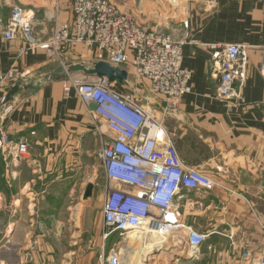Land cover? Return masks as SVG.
I'll return each instance as SVG.
<instances>
[{"label": "crops", "instance_id": "crops-1", "mask_svg": "<svg viewBox=\"0 0 264 264\" xmlns=\"http://www.w3.org/2000/svg\"><path fill=\"white\" fill-rule=\"evenodd\" d=\"M73 1L0 0V79L10 73L18 76L13 83L0 87V136L7 134L13 142L24 139L29 145L20 161H14L12 154L0 153V217H5L0 221V237L8 239L7 256H12L11 250L18 252L8 258L16 264L30 255L36 257L41 243L52 247L41 239H58L61 232L67 231H80L84 238L92 235L88 243L93 245L81 247L83 257L79 260L63 264H102L100 256L110 252L105 251L100 204L85 198L88 185L94 182L82 180L97 166L102 144L98 129L106 128V122L94 105L80 101L75 90L64 92L69 77L56 73L60 64L49 52L36 50L20 57L21 42L4 36L12 9L19 6L34 15L35 34L46 42L57 24L72 21ZM113 2L131 15L153 8L151 0ZM216 2L215 10L188 5L185 15L172 19L176 28L171 32L167 25L165 31L142 24L176 40L187 34L183 67L192 72L191 93L169 118L175 121V145L182 160L217 184L211 191L187 193L175 202L183 224L205 235L206 240L198 258L180 257L173 264H241L244 250H257L264 244L263 57L259 50H250L249 77L242 88L244 106L229 111L217 97V81L211 76V51L206 46H264V8L254 0ZM154 4L162 10L161 4ZM65 59L69 65L87 68L96 64L93 51L84 45ZM128 70L129 75L135 74L131 68ZM28 81L38 83L39 91L21 88L6 100L10 111L5 113L3 100L14 87ZM143 82L150 96L139 97L137 92L142 86L129 77L116 88L124 94L135 93L146 108L164 119L165 99L152 95L150 83L146 79ZM189 202L201 207H191ZM95 212L96 217H91ZM12 217L16 218L12 221ZM172 248L163 253H171ZM183 254L184 248L180 256ZM151 256H146L145 264H156L151 263Z\"/></svg>", "mask_w": 264, "mask_h": 264}, {"label": "built area", "instance_id": "built-area-1", "mask_svg": "<svg viewBox=\"0 0 264 264\" xmlns=\"http://www.w3.org/2000/svg\"><path fill=\"white\" fill-rule=\"evenodd\" d=\"M254 1L264 8V0ZM198 2L210 10L217 7L216 0ZM72 10V21L57 24L50 39L41 42L35 34L34 15L15 6L4 36L9 41L21 42L20 57L45 50L66 70L70 65L65 57L84 45L93 51L96 63L103 61L121 69L131 68L146 79L153 94L165 99L164 113L179 111L184 97L191 93L192 72L183 67L187 34L176 40L161 30L141 26L113 0H74ZM206 46L211 51V76L217 81V97L229 111L242 108L250 50L260 51L264 71V46ZM65 74L69 79L64 92L75 90L80 101L94 105L106 122V128L98 129L102 143L99 159L106 181L103 237L107 240L114 235L116 242L108 255L100 256L102 264H124L127 258L122 250L124 240L135 232L146 237L171 236L184 244L188 258H198L206 236L183 224V215L175 202L187 193L213 190L217 186L215 181L182 160L164 119L156 118L134 94L120 92L105 78ZM17 79L15 73H10L0 79V87ZM6 105L5 99L3 107L8 113L10 108ZM28 148L24 139L13 142L7 134L0 136V150L12 154L14 161H20ZM189 205L201 207L194 202ZM241 264H264V244L257 250H244Z\"/></svg>", "mask_w": 264, "mask_h": 264}, {"label": "rangeland", "instance_id": "rangeland-1", "mask_svg": "<svg viewBox=\"0 0 264 264\" xmlns=\"http://www.w3.org/2000/svg\"><path fill=\"white\" fill-rule=\"evenodd\" d=\"M145 1L148 2L150 0H145ZM151 1H153L152 9L147 8V11L144 13L142 12V14L135 15L132 13V15L135 16V18L138 20L139 24L141 23V25L145 24L146 26L150 28H154V29L163 28L165 31H166L165 25H167L168 27L167 31H170V32L176 28L175 23L172 22V19L175 20L185 15L186 13L185 9L188 5L190 4L202 5L200 2H198V0H151ZM155 2H158L159 4H161L162 10L157 8V6L154 4ZM129 79L137 83L138 85L142 86V87H139V92H137L139 97L150 96V94L147 92V89H148L147 84L146 83L144 84L143 82V80L145 79H143L142 77L136 74L129 75ZM150 90H151V87H150ZM133 94L135 95V93ZM152 95H154L153 92H152ZM154 96L156 97V95ZM147 109L151 111L156 118L160 117V115L157 112H153L149 108ZM164 111H163L164 122H165L164 125L166 126L167 130L174 135V139H175L176 137L175 121L169 118L173 114L164 113ZM0 153H2L1 150H0ZM96 163H97V166L93 167L92 172L91 170H89V173L86 176H84V179L82 180L85 181V178L87 181L93 180L94 187L95 188L98 187L96 191L94 189V195L90 199L93 198L94 201L100 204L98 208V214H99V217H101L103 215L102 210H103V205H104L103 190H104L106 181H105V176H104V169L101 166L100 160L97 159ZM93 170H95V173H93L94 172ZM96 174L98 175V178L96 177L97 176ZM0 181H1V177H0ZM91 217H96V212L93 213ZM15 218L16 217H12V221ZM4 219L5 217H0V221ZM41 226H44V225H41ZM60 235H61L60 238L50 239L49 241H47V239H41L52 247L48 248L46 245L41 243L39 246V249L37 250L36 257L32 258V256L30 255L27 260H24V262L19 263V264H55V263L63 264L65 261L70 262V260L75 262L79 260L81 257H83V251L81 249L82 246L93 245V243L92 244L88 243L92 240L90 239L92 235L91 236L88 235V237L84 238V233H81L80 231H78L77 234L75 233V231L73 232L67 231L64 234L63 232H61ZM1 239L2 238L0 237V264H16L14 262V259L9 260L8 258L15 256V254H17L18 252H16L15 250H11L9 253H12V256L11 255L7 256L6 255V252H7L6 243L8 239H5V240L3 239L1 240ZM103 240H104V237H103ZM179 241L180 240L174 239L173 237L170 236L168 238V244H169L168 246H173V248L170 251L171 253H163L162 251L161 253L151 254L152 255L151 263H156V264L175 263L177 261L176 255H180V252L183 250V247L180 246ZM115 242H116V236L114 235H112L109 239L104 240L105 251H107L108 249L111 250ZM53 244H56V246ZM98 244H99V240H98ZM23 251H27V250H23ZM141 253L143 252L141 251L140 253L136 254V256H132L130 261L128 260V258H125L124 264H145L147 263L145 261L147 260L146 256H144V254L142 255ZM173 253H175L176 255ZM185 256H187L186 253L181 255L180 257H185Z\"/></svg>", "mask_w": 264, "mask_h": 264}, {"label": "water", "instance_id": "water-1", "mask_svg": "<svg viewBox=\"0 0 264 264\" xmlns=\"http://www.w3.org/2000/svg\"><path fill=\"white\" fill-rule=\"evenodd\" d=\"M56 73L58 74H78L82 73L86 76H95L99 78H105L108 80L109 83L114 85H124V83L128 80L129 74L125 69H121L119 67L112 66L108 62H98L92 68H87L83 65H70L67 70L63 67L57 69ZM24 90H31L33 92H37L40 89V85L36 82H25L21 86L14 87L8 94L6 100L14 96L16 93L19 92L20 89ZM95 107V106H94ZM96 108V107H95ZM94 185H88L85 198H91L94 195ZM180 258V255H176V259Z\"/></svg>", "mask_w": 264, "mask_h": 264}, {"label": "bare ground", "instance_id": "bare-ground-1", "mask_svg": "<svg viewBox=\"0 0 264 264\" xmlns=\"http://www.w3.org/2000/svg\"><path fill=\"white\" fill-rule=\"evenodd\" d=\"M168 245V239L166 238L157 235L146 237L141 233L135 232L129 237V239L127 238L124 240L122 250L130 261L132 256H136V254L141 251L143 252L141 253L142 255L144 254V256H148L150 254L165 251L169 247Z\"/></svg>", "mask_w": 264, "mask_h": 264}]
</instances>
